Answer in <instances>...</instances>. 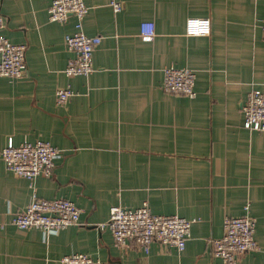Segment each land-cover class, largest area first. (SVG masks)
Wrapping results in <instances>:
<instances>
[{
    "label": "crops",
    "instance_id": "crops-1",
    "mask_svg": "<svg viewBox=\"0 0 264 264\" xmlns=\"http://www.w3.org/2000/svg\"><path fill=\"white\" fill-rule=\"evenodd\" d=\"M85 2L84 31L102 41L93 72L68 77L65 37L76 18L51 21L52 0H1L0 34L27 46L28 74L0 76V152L10 140H43L62 156L51 177L32 181L0 156V264H60L73 253L107 264H225L211 240L223 236L227 216L246 214L256 219L260 250L236 264H264V132L246 129L243 113L249 92L264 89V0ZM191 17L210 18L211 34L186 35ZM144 21L155 25L151 41ZM170 66L195 71V97L164 91ZM61 88L74 92L64 105ZM34 195L73 201L80 224L19 229L13 219ZM145 202L154 214L198 220L184 251L116 244L110 209Z\"/></svg>",
    "mask_w": 264,
    "mask_h": 264
},
{
    "label": "built area",
    "instance_id": "built-area-1",
    "mask_svg": "<svg viewBox=\"0 0 264 264\" xmlns=\"http://www.w3.org/2000/svg\"><path fill=\"white\" fill-rule=\"evenodd\" d=\"M116 10L119 3H113ZM89 12L85 0H52L49 8L50 20L67 24L70 17L76 18L75 31L65 37L67 49L72 54L64 70L68 77L88 76L93 70V57L101 37H90L84 31V19ZM5 17L1 11L0 33L5 28ZM212 31L210 18H189L186 21V35L209 36ZM153 21H144L141 35L146 41L155 37ZM264 38V22L262 24ZM25 44H15L0 34V76L21 80L28 74ZM196 73L188 68L167 67L164 70L163 89L175 95L195 97ZM70 88L57 91V102L64 105L73 97ZM244 127L249 130L264 132V89L249 92L243 106ZM6 167L16 175L30 181L39 175L51 177L56 161L61 158L60 149L51 143L38 140L35 143L24 141L15 145L12 140L0 152ZM246 212L249 206L245 207ZM82 210L73 201L66 198L42 199L33 196L31 203L13 219L19 229H41L44 232L60 231L77 226L81 221ZM180 215L154 214L147 202L137 209H128L117 205L110 209L107 227L117 245L127 247L133 243L148 249L153 242H159L168 248L184 251L191 236L193 223ZM256 219L249 214L241 217L227 216L224 219V234L219 239L211 240L213 254L225 264H236L248 253L260 250L255 237ZM60 264H107L86 253H73L61 258Z\"/></svg>",
    "mask_w": 264,
    "mask_h": 264
}]
</instances>
